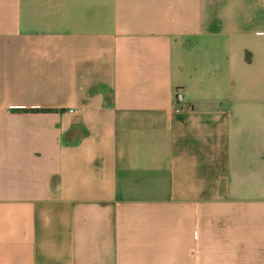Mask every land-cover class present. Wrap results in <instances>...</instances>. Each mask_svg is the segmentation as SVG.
I'll use <instances>...</instances> for the list:
<instances>
[{"label": "crops", "instance_id": "0c3cea01", "mask_svg": "<svg viewBox=\"0 0 264 264\" xmlns=\"http://www.w3.org/2000/svg\"><path fill=\"white\" fill-rule=\"evenodd\" d=\"M0 264H264V0H0Z\"/></svg>", "mask_w": 264, "mask_h": 264}, {"label": "built area", "instance_id": "2783aa9c", "mask_svg": "<svg viewBox=\"0 0 264 264\" xmlns=\"http://www.w3.org/2000/svg\"><path fill=\"white\" fill-rule=\"evenodd\" d=\"M175 98H176V101H184V96H183V93L181 90L177 89L175 91ZM71 111H73L72 109H70Z\"/></svg>", "mask_w": 264, "mask_h": 264}, {"label": "trees", "instance_id": "16d2710c", "mask_svg": "<svg viewBox=\"0 0 264 264\" xmlns=\"http://www.w3.org/2000/svg\"><path fill=\"white\" fill-rule=\"evenodd\" d=\"M38 110L47 111V110H49V109H48V108H42V109H38Z\"/></svg>", "mask_w": 264, "mask_h": 264}]
</instances>
